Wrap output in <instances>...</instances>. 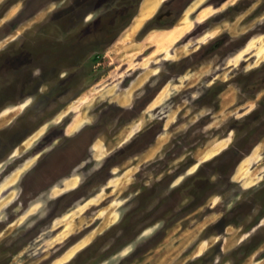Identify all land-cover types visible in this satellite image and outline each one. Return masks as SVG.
<instances>
[{"label": "rangeland", "instance_id": "1", "mask_svg": "<svg viewBox=\"0 0 264 264\" xmlns=\"http://www.w3.org/2000/svg\"><path fill=\"white\" fill-rule=\"evenodd\" d=\"M195 1L0 3V264H264V0Z\"/></svg>", "mask_w": 264, "mask_h": 264}, {"label": "crops", "instance_id": "2", "mask_svg": "<svg viewBox=\"0 0 264 264\" xmlns=\"http://www.w3.org/2000/svg\"><path fill=\"white\" fill-rule=\"evenodd\" d=\"M2 1H4V0H0V3ZM168 1L169 0H143L142 3H141V6L139 8L138 14L135 16L134 20L132 21V24L125 31L127 32V31L131 30L133 28V26L135 25V23H137L138 21H140L143 24L144 22H146V21L152 19L153 17H155L156 15H158V13L160 12L163 4L168 2ZM204 1L205 0H197L195 2H192L188 9H192L193 8L192 10H194V7H196L197 3H199V2L203 3ZM205 9L206 8H202L201 12L199 14H197V17L201 16L203 11H205ZM19 12H20V7H18V4H15V6L10 8V10L7 12V14H5L7 17L3 16L1 19L3 20L6 17V20H9L8 18H13ZM184 16H185V14H184ZM184 16L182 15L180 17V19H179L180 22H182V20H184V18H185ZM41 17H42V13L40 11V12L34 14V16L29 20V22L31 23V20L34 21V22H37V19L41 18ZM174 27H176V26H174ZM172 29H173V27L167 30L168 33H166L165 39H167L170 42H175L178 38H177V36H175L174 34L171 33ZM137 30H139V29H137ZM121 37L122 38L124 37V31L122 32ZM141 113L142 112H139L136 116H134V118L131 120L133 122H126L128 124H124V125H128L127 126L128 128L126 130H124V140L121 143L122 145L128 146L129 144H131L133 142L134 138H135L134 136L142 131V128H143L142 127V122H141V119L138 118V117H140L139 115H141ZM104 150L105 149H99V151L101 153Z\"/></svg>", "mask_w": 264, "mask_h": 264}, {"label": "flooded vegetation", "instance_id": "3", "mask_svg": "<svg viewBox=\"0 0 264 264\" xmlns=\"http://www.w3.org/2000/svg\"><path fill=\"white\" fill-rule=\"evenodd\" d=\"M160 15L158 16V19H157V21L158 22H161V21H164V20H166L167 18H169V16H170V11H167V12H163V13H159Z\"/></svg>", "mask_w": 264, "mask_h": 264}, {"label": "bare ground", "instance_id": "4", "mask_svg": "<svg viewBox=\"0 0 264 264\" xmlns=\"http://www.w3.org/2000/svg\"><path fill=\"white\" fill-rule=\"evenodd\" d=\"M181 28H183V26L177 25V26L175 27L176 30H174V32H176V31L179 32V31L183 30V29H181ZM174 32H173V33H174Z\"/></svg>", "mask_w": 264, "mask_h": 264}, {"label": "trees", "instance_id": "5", "mask_svg": "<svg viewBox=\"0 0 264 264\" xmlns=\"http://www.w3.org/2000/svg\"><path fill=\"white\" fill-rule=\"evenodd\" d=\"M142 1H143V0H142ZM132 19H133V18H132ZM132 19H131V20H132ZM131 20L127 23V25H126L125 27L123 26V29H122V30H124V29L130 24ZM146 28H149V27H146ZM98 58H99V56H98V57H97V56L95 57L96 60H98Z\"/></svg>", "mask_w": 264, "mask_h": 264}]
</instances>
